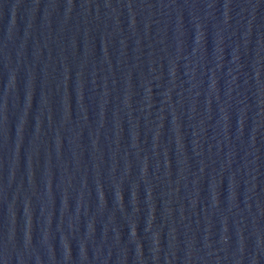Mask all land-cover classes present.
I'll list each match as a JSON object with an SVG mask.
<instances>
[{
    "label": "water",
    "instance_id": "95a60500",
    "mask_svg": "<svg viewBox=\"0 0 264 264\" xmlns=\"http://www.w3.org/2000/svg\"><path fill=\"white\" fill-rule=\"evenodd\" d=\"M0 264H264V0H0Z\"/></svg>",
    "mask_w": 264,
    "mask_h": 264
}]
</instances>
